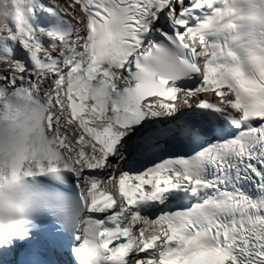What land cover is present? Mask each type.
Wrapping results in <instances>:
<instances>
[{
    "label": "snow or ice",
    "instance_id": "6c2138e0",
    "mask_svg": "<svg viewBox=\"0 0 264 264\" xmlns=\"http://www.w3.org/2000/svg\"><path fill=\"white\" fill-rule=\"evenodd\" d=\"M0 264H264V0H0Z\"/></svg>",
    "mask_w": 264,
    "mask_h": 264
}]
</instances>
